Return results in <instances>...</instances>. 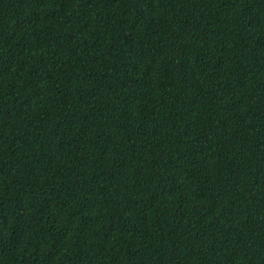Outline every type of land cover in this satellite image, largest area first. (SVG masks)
<instances>
[{"label": "trees", "instance_id": "1", "mask_svg": "<svg viewBox=\"0 0 264 264\" xmlns=\"http://www.w3.org/2000/svg\"><path fill=\"white\" fill-rule=\"evenodd\" d=\"M0 264H264V0H0Z\"/></svg>", "mask_w": 264, "mask_h": 264}]
</instances>
